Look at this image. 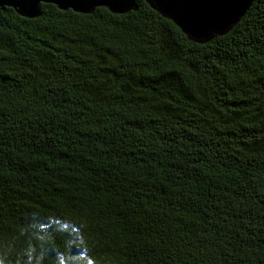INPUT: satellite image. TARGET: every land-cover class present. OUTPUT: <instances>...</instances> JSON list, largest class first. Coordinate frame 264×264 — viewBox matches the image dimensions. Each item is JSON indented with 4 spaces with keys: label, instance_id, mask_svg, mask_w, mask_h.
<instances>
[{
    "label": "trees",
    "instance_id": "1",
    "mask_svg": "<svg viewBox=\"0 0 264 264\" xmlns=\"http://www.w3.org/2000/svg\"><path fill=\"white\" fill-rule=\"evenodd\" d=\"M135 1L0 10V264H264V0L205 44Z\"/></svg>",
    "mask_w": 264,
    "mask_h": 264
},
{
    "label": "water",
    "instance_id": "2",
    "mask_svg": "<svg viewBox=\"0 0 264 264\" xmlns=\"http://www.w3.org/2000/svg\"><path fill=\"white\" fill-rule=\"evenodd\" d=\"M254 0H145L149 7L170 20L188 40L205 44L232 30ZM50 4L59 10L90 15L97 8L123 15L136 11L135 0H0V10L13 9L17 15L35 19L41 16L40 5Z\"/></svg>",
    "mask_w": 264,
    "mask_h": 264
},
{
    "label": "snow or ice",
    "instance_id": "3",
    "mask_svg": "<svg viewBox=\"0 0 264 264\" xmlns=\"http://www.w3.org/2000/svg\"><path fill=\"white\" fill-rule=\"evenodd\" d=\"M22 2H23V0H22Z\"/></svg>",
    "mask_w": 264,
    "mask_h": 264
}]
</instances>
